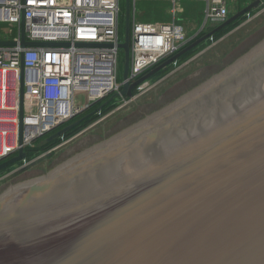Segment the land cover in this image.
<instances>
[{"label": "water", "instance_id": "obj_1", "mask_svg": "<svg viewBox=\"0 0 264 264\" xmlns=\"http://www.w3.org/2000/svg\"><path fill=\"white\" fill-rule=\"evenodd\" d=\"M260 5L247 4L130 82L133 0H125L124 83L111 99L131 98ZM22 44L55 45L24 34ZM53 154L49 149L20 170ZM27 155L20 148L0 163V173ZM0 264H264V34L0 185Z\"/></svg>", "mask_w": 264, "mask_h": 264}, {"label": "built area", "instance_id": "obj_2", "mask_svg": "<svg viewBox=\"0 0 264 264\" xmlns=\"http://www.w3.org/2000/svg\"><path fill=\"white\" fill-rule=\"evenodd\" d=\"M133 0L129 80L133 82L189 43L172 0L169 22L138 19ZM200 32L230 16L229 0H203ZM121 0H0V163L20 148L74 121L123 88ZM8 27V32L4 28ZM27 41L50 46L23 45ZM140 84L128 102L138 97ZM84 100L86 103H80ZM28 158L24 160L27 163Z\"/></svg>", "mask_w": 264, "mask_h": 264}, {"label": "rangeland", "instance_id": "obj_3", "mask_svg": "<svg viewBox=\"0 0 264 264\" xmlns=\"http://www.w3.org/2000/svg\"><path fill=\"white\" fill-rule=\"evenodd\" d=\"M193 1L194 0H183V2H185L184 9L183 5L180 4V12L178 13V20L185 26L187 35L190 37L199 32L201 24L204 20L203 12L205 9V3L203 0H198L195 3H193ZM136 2L138 19L146 21L148 19L153 20L155 19L154 17H160L158 18L160 19L159 21H171L172 17L170 5L172 0H137ZM230 2L231 1L229 0V7H232ZM192 4H194V7ZM189 7L191 8L189 9ZM121 8L123 13L122 18L125 22V0H121ZM241 21L242 23H240L229 35L223 37L215 43L212 42L213 44H210L209 41L205 42L186 60L170 65L167 74L162 77L150 79L149 85H147L146 88L136 92L138 95L136 99L125 102L121 100V98L116 97L112 103L114 105L113 108L107 114L100 116L96 121L92 122L90 125L78 131L71 137L64 138L59 141L52 148L54 151L52 156L44 158L34 166L27 168L24 173H17L16 170L11 171V168L14 166L0 173V185L54 160L206 69L229 57L263 35L264 0H261V5L253 10L247 20L243 17ZM4 31L8 32V27H5ZM122 73L123 68L121 67L120 74ZM80 103H86V101L81 99ZM41 143L42 141L40 144ZM22 164H24V162L18 163L15 166L16 168H19Z\"/></svg>", "mask_w": 264, "mask_h": 264}, {"label": "trees", "instance_id": "obj_4", "mask_svg": "<svg viewBox=\"0 0 264 264\" xmlns=\"http://www.w3.org/2000/svg\"><path fill=\"white\" fill-rule=\"evenodd\" d=\"M244 17H245V20L248 18V16H244ZM241 19L233 22L232 24H230L229 26H227L223 30L219 31L214 36V39L209 41L210 44H212V42L220 39L225 34L231 32L233 29H235L240 23H242ZM198 48H196V49L188 52L187 54H185L178 62L184 61L187 58H189L191 55H193L197 51ZM121 62H122L121 67L124 68V57L121 58ZM168 71H169V66L166 67L165 69L161 70L157 74H155L152 78L162 77L165 74H167ZM111 98H112V95L106 97L105 99H103L100 102H97V103L93 104V106L88 111H86L84 114H82V116H86L82 120V122L77 127H75L72 130L68 131L62 138H57V139H55L53 141H50V142L47 141V139H46L50 134L48 136H46V137L39 138L35 142V146L33 148H28L27 149V153H28L27 158H28V160H31V159L37 157L38 155H40L41 153H43V152H45V151H47L49 149H52L62 139L71 137L72 135L76 134L78 131H80V130L84 129L85 127H87L88 125H90L92 122L96 121L100 116L107 114L114 106L112 103L115 100V98L114 99H111ZM63 126H65V125H63ZM63 126H61L60 128H62ZM60 128H58V129H60ZM41 141H42V143L40 144Z\"/></svg>", "mask_w": 264, "mask_h": 264}, {"label": "crops", "instance_id": "obj_5", "mask_svg": "<svg viewBox=\"0 0 264 264\" xmlns=\"http://www.w3.org/2000/svg\"><path fill=\"white\" fill-rule=\"evenodd\" d=\"M196 1H198V0H194L193 1V3H195ZM231 2V4H232V7H230V15L231 14H233L234 12H236L237 10H239V9H241V8H243L244 6H246L247 4H249V3H251V2H253V0H230ZM180 4L181 5H183V9H184V4H185V2H183V0H180ZM171 3V2H170ZM193 5V7H194V4H192ZM171 7H172V3H171V5H170ZM191 6V5H190ZM181 7V6H180ZM191 7H189V9H190ZM166 11V10H165ZM193 11V10H192ZM203 14H204V12H203ZM148 16V15H147ZM160 16V15H159ZM172 17V16H171ZM155 19H148V20H146V21H150V22H162V21H159L160 19H158V18H160V17H154ZM141 19H142V16H141ZM162 19V18H161ZM143 20V19H142ZM143 21H145V20H143ZM203 22H204V20H203ZM203 22H202V24H203ZM202 24H201V26H202ZM214 26H211V25H208V26H206L204 29H203V31H199L198 33H195L194 35H192L191 37H190V40L193 38V37H195V36H200V35H202L204 32H206L207 30H209V29H211V28H213ZM235 29H233L231 32H229V33H227V34H225V36H227V35H229L230 33H232L233 31H234Z\"/></svg>", "mask_w": 264, "mask_h": 264}, {"label": "flooded vegetation", "instance_id": "obj_6", "mask_svg": "<svg viewBox=\"0 0 264 264\" xmlns=\"http://www.w3.org/2000/svg\"><path fill=\"white\" fill-rule=\"evenodd\" d=\"M248 17H250V15H249ZM246 20H247V19H246ZM22 165H23V164H22ZM22 165H21L19 168H16V166L14 165L15 168L12 167V168H11V169H12L11 171H15V170H16L17 173H18V172H19V173H24L25 170H20L21 167H22Z\"/></svg>", "mask_w": 264, "mask_h": 264}]
</instances>
